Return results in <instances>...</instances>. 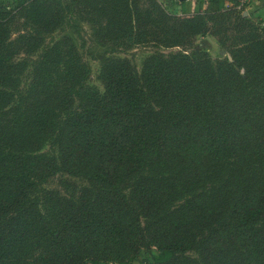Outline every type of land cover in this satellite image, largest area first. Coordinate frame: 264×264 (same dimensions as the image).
<instances>
[{"label": "trees", "instance_id": "obj_1", "mask_svg": "<svg viewBox=\"0 0 264 264\" xmlns=\"http://www.w3.org/2000/svg\"><path fill=\"white\" fill-rule=\"evenodd\" d=\"M224 2L0 0V264H264V27ZM101 20L154 50L97 42L98 87L44 40Z\"/></svg>", "mask_w": 264, "mask_h": 264}, {"label": "rangeland", "instance_id": "obj_2", "mask_svg": "<svg viewBox=\"0 0 264 264\" xmlns=\"http://www.w3.org/2000/svg\"><path fill=\"white\" fill-rule=\"evenodd\" d=\"M162 4L166 6V10L170 13H175L174 6L171 5V3L167 0H159ZM73 15H68L69 18ZM73 18V17H71ZM22 23V20H21ZM106 25V21L104 22L101 20L97 23L83 21L81 22L80 26L77 27L75 30H70L69 32L68 27H64L61 29H53L52 32H50L47 36H45L44 43L47 44V46H55L56 53L54 54V58H59L62 60H67L74 58L78 60L79 64L83 65L86 68H90V77L88 79V84L90 85H96L98 87H101V84L97 80V75L100 71L102 60L98 56V52L90 51L89 49H92L93 45H95L97 42L100 43L102 46L98 47H106L107 45L110 46H118L119 43L124 42L121 46H127V48H119L115 47L112 51L108 52L106 57L108 56H119V57H128L132 62H134L138 69H140L143 59L150 54L154 48L152 47H134L128 44L126 40L120 41V39L112 38L103 35V33L97 32V29H101ZM33 24L31 23L30 19L29 21L24 25L21 26L20 30L14 33L11 38L18 39L19 35L30 33L33 28ZM17 42V41H16ZM129 47V48H128ZM195 47L199 50H205L207 51L212 59L221 58L224 59L226 56H230L226 51L224 50H217L216 48H213L211 46H206L205 42H203V38L197 37L195 40ZM74 49V51L70 52V49ZM171 51L181 50L180 47H174L170 49ZM168 50V51H170ZM40 50L37 52H33V54H29L28 56H25L23 53L16 55V58H23L26 60H30L31 62H28L29 64L36 60L38 57ZM70 52V53H69ZM26 57V58H25ZM231 57V56H230ZM229 59V58H228ZM229 60H232L229 59ZM25 71L22 73L21 76V86L23 87L24 83L27 84L29 79L31 78V71L32 67L31 65L25 67ZM241 72H243V69H241ZM41 152H50L52 151V146H50L48 143L44 144ZM54 183V182H53ZM145 253L144 251L140 253V255L137 258V261L134 264H145Z\"/></svg>", "mask_w": 264, "mask_h": 264}, {"label": "crops", "instance_id": "obj_3", "mask_svg": "<svg viewBox=\"0 0 264 264\" xmlns=\"http://www.w3.org/2000/svg\"><path fill=\"white\" fill-rule=\"evenodd\" d=\"M167 1L174 6L175 12L179 8H190L191 12L195 11L196 0H184V3L178 5L175 3V0ZM224 5L229 8L233 7L243 11V15H247L251 19L259 21L260 27H264V0H225ZM203 42H205L206 46L216 48V51H222L214 37L210 35L203 37Z\"/></svg>", "mask_w": 264, "mask_h": 264}, {"label": "water", "instance_id": "obj_4", "mask_svg": "<svg viewBox=\"0 0 264 264\" xmlns=\"http://www.w3.org/2000/svg\"><path fill=\"white\" fill-rule=\"evenodd\" d=\"M228 58H229V59H231V57H230V56H228Z\"/></svg>", "mask_w": 264, "mask_h": 264}]
</instances>
